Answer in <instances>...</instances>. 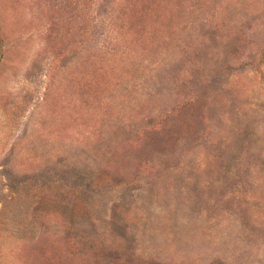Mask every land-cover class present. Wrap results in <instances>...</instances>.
<instances>
[{
    "label": "rangeland",
    "instance_id": "obj_1",
    "mask_svg": "<svg viewBox=\"0 0 264 264\" xmlns=\"http://www.w3.org/2000/svg\"><path fill=\"white\" fill-rule=\"evenodd\" d=\"M0 264H264V0H0Z\"/></svg>",
    "mask_w": 264,
    "mask_h": 264
}]
</instances>
